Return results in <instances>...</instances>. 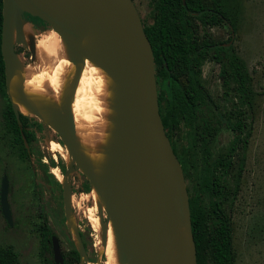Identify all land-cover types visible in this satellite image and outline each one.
<instances>
[{"label": "rangeland", "instance_id": "374dc122", "mask_svg": "<svg viewBox=\"0 0 264 264\" xmlns=\"http://www.w3.org/2000/svg\"><path fill=\"white\" fill-rule=\"evenodd\" d=\"M133 2L142 24H150L151 1ZM224 9L229 24L199 26V39L204 31H208L215 42L232 46L246 66L247 88L241 89L233 82L224 59L217 61L208 57L202 61L199 71V81L208 94L202 113L193 121H185L163 101L160 113L162 118L174 123L172 145L180 163L188 205L189 199L199 194L202 206L205 210L209 208L210 199L204 186L214 177L220 192L213 199L225 212L229 223L234 264H264V0H224ZM30 26L34 39L42 34L41 26L45 25L32 21ZM29 47L14 41V50L24 63L32 61ZM183 80L182 77L181 82ZM10 88L4 84V91L13 102L15 95L11 94ZM1 92L2 89L0 182L6 174L12 223H6L0 210V245L13 249L21 264H51V251L44 249L41 236V227L46 222L65 255L73 248L78 249L75 233L78 234L83 251L79 254V262L73 264H87L97 259L104 264L106 210L96 208L94 213L99 224L92 226L88 219V208L93 205L87 195L89 180L74 162L66 164L56 153L60 139L46 123L40 128L32 125L34 138L29 143L28 156L24 155L14 128L16 115L9 110ZM28 115L30 124L34 119L38 120ZM237 116L243 122L242 132L230 165L217 167L209 174L210 163L227 152L237 134L230 128ZM192 133L196 138L191 147ZM51 166H56L63 175L62 170L67 166L71 171L61 182L50 172ZM206 261L211 264L208 256Z\"/></svg>", "mask_w": 264, "mask_h": 264}, {"label": "water", "instance_id": "95a60500", "mask_svg": "<svg viewBox=\"0 0 264 264\" xmlns=\"http://www.w3.org/2000/svg\"><path fill=\"white\" fill-rule=\"evenodd\" d=\"M25 13L46 23L42 30L51 27L63 37L71 61L75 62L82 53L101 65L118 85V136L104 177L103 199L121 261L168 264L169 250L175 247L180 264H197L180 163L164 130L153 52L133 0H2L0 51L5 79L16 63L14 41L25 43L22 28L31 23L23 19ZM85 34L96 48L80 45ZM30 53L33 58L32 47ZM12 107L15 113L20 112L13 104ZM53 118L71 162L82 168L91 186L95 183L92 167L77 156L70 113L65 109L55 111ZM23 143L29 150L25 138ZM70 171L67 166L65 175ZM7 193L8 178L4 174L0 182V210L11 225ZM64 196L67 207L66 190ZM179 228L187 229L191 245L175 238ZM75 234L80 254L83 247ZM50 240L54 264H61L63 257L56 235Z\"/></svg>", "mask_w": 264, "mask_h": 264}, {"label": "trees", "instance_id": "16d2710c", "mask_svg": "<svg viewBox=\"0 0 264 264\" xmlns=\"http://www.w3.org/2000/svg\"><path fill=\"white\" fill-rule=\"evenodd\" d=\"M150 1L152 22L142 25L153 52L159 112L163 101L169 109L177 111L185 121H193L199 113H202V106L207 103L208 94L199 81V71L202 61L208 57L217 61L224 59L233 82L241 89L247 88L249 75L246 66L232 46L215 42L208 31H204L199 39L197 32L199 26L208 28L222 22L229 24L224 0ZM1 8L2 0H0V38ZM23 19L31 22L38 21L47 27L46 23L29 14L25 13ZM182 77L183 82H181ZM4 84V65L0 51V90L2 89L1 93L9 110L15 113L7 91H4ZM15 115L16 118L12 114L15 132L24 155L28 156L23 138L30 143L34 138L32 125L39 128L43 123L35 119L30 124V118L26 114L17 112ZM161 119L165 133L171 140L174 123L162 117ZM242 125L243 122L239 116L230 124V128L237 134L227 152L210 163L209 174L217 167L230 165V158L240 141ZM191 138L189 145L192 147L195 145L194 133ZM204 187L207 188L210 199L208 209L205 210L200 203L199 194L189 199L190 228L195 246L196 263L209 264L206 261L208 256L211 264H234L235 253L229 223L225 212L213 199L220 192L218 182L214 180V177L210 178L209 183ZM87 190L88 188L85 189ZM51 235L48 224L45 222L41 227V236L43 247L49 252L51 251ZM50 256H52L51 252ZM78 259L79 253L76 248H73L69 258H65L62 264L77 263ZM50 263L53 264L52 259ZM0 264L21 263L13 249L0 245Z\"/></svg>", "mask_w": 264, "mask_h": 264}, {"label": "bare ground", "instance_id": "6f19581e", "mask_svg": "<svg viewBox=\"0 0 264 264\" xmlns=\"http://www.w3.org/2000/svg\"><path fill=\"white\" fill-rule=\"evenodd\" d=\"M14 33L13 28V37ZM22 33L25 44L34 49V57L31 62L24 63L16 55L15 66L5 79V85L12 87L10 92L15 95L12 97L13 102L10 101L18 111L37 117L39 121L49 125L53 132H56L53 113L63 109L70 113L75 127L77 156L79 160L91 165L94 174L95 183L91 184L87 193L93 202L92 207L88 208V219L92 226L97 227L99 223L94 211L96 208L105 209L104 177L118 136V85L101 65L82 53L75 62L71 61L65 40L51 27L33 39L30 23H25ZM80 45L96 48V44L87 34L81 39ZM56 153L64 163L71 164L70 153L64 145H57ZM50 172L59 181L65 180V175L61 174L56 166H51ZM175 238L191 245L186 228H179ZM104 254V264H128L121 261L110 219L107 220ZM87 264L101 262L97 259L88 261ZM168 264H180V254L175 247L169 250Z\"/></svg>", "mask_w": 264, "mask_h": 264}, {"label": "flooded vegetation", "instance_id": "af4514ba", "mask_svg": "<svg viewBox=\"0 0 264 264\" xmlns=\"http://www.w3.org/2000/svg\"><path fill=\"white\" fill-rule=\"evenodd\" d=\"M226 45V44H225ZM35 120V119H34ZM34 120H33V122H34ZM42 126V125H41ZM40 126V127H41ZM39 127V128H40ZM33 129V128H32ZM34 130V129H33ZM172 135H173V133H172ZM59 138V137H58ZM60 139V138H59ZM170 140V139H169ZM60 143H61V140L59 141ZM170 143H171V146H172V148H173V145H172V136H171V140H170ZM29 144V143H28ZM62 144V143H61ZM27 150V149H26ZM27 151H29V150H27ZM173 151L175 152V150H174V148H173ZM175 154H176V152H175ZM178 158V157H177ZM66 170H62V172H65ZM70 173V172H69ZM65 174V173H64ZM8 194V193H7ZM7 201H8V198H7ZM9 207H10V205H9ZM11 210V209H10ZM3 216V215H2ZM7 223V222H6ZM8 224V223H7ZM9 225V224H8ZM52 236V235H51ZM50 236V237H51ZM61 251V250H60ZM51 254H52V250H51ZM61 254H62V257H63V261H64V259L66 258V259H68L69 258V255L71 254V252L68 254V255H65V254H63L62 252H61ZM52 261H53V257H52ZM63 261H62V263H63ZM79 262V259H78V261H77V263ZM61 263V264H62ZM53 264H54V261H53Z\"/></svg>", "mask_w": 264, "mask_h": 264}]
</instances>
